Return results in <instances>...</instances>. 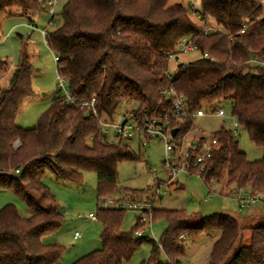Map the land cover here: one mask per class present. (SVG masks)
Wrapping results in <instances>:
<instances>
[{"label": "trees", "instance_id": "trees-1", "mask_svg": "<svg viewBox=\"0 0 264 264\" xmlns=\"http://www.w3.org/2000/svg\"><path fill=\"white\" fill-rule=\"evenodd\" d=\"M198 1L193 16L194 6L175 0H66L62 24L47 30L48 45L60 58L57 69L74 98L96 97L99 116L112 118L126 99L136 102L139 113L173 110L172 98L164 92L171 87L185 97L190 113L230 102L239 126L264 150V0ZM44 5L42 0H0V28L5 18L33 15ZM207 26L214 30L202 31ZM181 40L193 41L201 56L180 63L170 78L168 55ZM2 66H8L5 60H0ZM34 73L24 55L10 86H0V190L20 196L28 210L23 215L13 203L0 209V264H58L66 250L44 240L65 220L64 208L43 180L46 171L74 182L82 181L84 171H94L98 194L104 196L119 187V164L135 158L127 145L102 135L98 117L86 115L85 108L62 94L54 96L34 127L18 125L23 102L35 93ZM194 122L186 117L178 124L179 134L188 133ZM213 136L220 144L204 162L205 182L224 179L226 193L242 187L264 193V156L249 160L225 126ZM125 212L99 207L103 245L72 264H123L144 243L151 244V251L140 264H182L186 241L213 231L220 234L207 264H264V223L249 227L251 240L244 245L241 229L246 227L238 216L214 212L190 221L183 209L153 208L152 220H167L155 240L146 232L135 235L143 227L140 216L131 230L122 229Z\"/></svg>", "mask_w": 264, "mask_h": 264}, {"label": "rangeland", "instance_id": "rangeland-1", "mask_svg": "<svg viewBox=\"0 0 264 264\" xmlns=\"http://www.w3.org/2000/svg\"><path fill=\"white\" fill-rule=\"evenodd\" d=\"M175 1H182L185 4L191 2V0ZM194 1L199 8V1ZM65 2L66 0L56 2L54 16L49 13V7L44 5L36 14L29 16L16 14L5 18L2 22L0 60H5L8 66L0 68V86H10L11 76L24 55L28 56L35 68L33 77L35 93L26 98L16 118L17 124L22 127H34L39 117L50 107L54 96L62 94V89L57 84L58 69L55 52L45 43L41 30L46 29L50 32L62 24L61 11ZM52 17L54 20L50 22ZM199 25L203 24L199 22ZM200 56L201 53L197 50L180 52L170 61L169 69L175 74L180 63L194 61ZM131 106H136V102L126 99L118 106L116 115ZM221 106L225 110V116L209 114L196 118L193 128L186 134L187 140L201 134L212 138L213 131L225 126L234 132L239 148L247 154L249 160L263 158V148L250 140L247 130L242 126L235 128L230 102L224 101ZM196 127L199 129H195ZM101 132L109 142L114 140L113 133L105 132L103 128ZM117 141L127 145L135 158L124 160L119 164V187L113 194L99 196L98 179L94 171H84L80 182L57 180L50 171L45 173L44 182L65 211L63 225L55 233L44 238L46 242H58L65 246L66 250L58 264H72L77 258L102 247L103 223L99 218L91 219L90 213L98 216L99 207H104L105 202L111 199L128 198L136 202H148L157 209H183L190 221L214 212L233 214L238 216L241 224L246 227L241 229L240 243L244 245L249 244L251 240L249 227L264 223V215L257 219L250 218L252 217L250 214L257 210L256 207L264 206L263 203L239 206L236 194L225 192L228 190L224 186V179L209 184L203 177L198 176L200 170L196 167L192 168L193 174L181 172L172 184L160 182L168 178V173L163 167L165 145L162 140L147 139L137 133L131 137H119ZM158 188L159 192H157ZM8 203L15 204L21 214L28 213L27 205L20 196L10 190H0V209ZM139 216H141L139 209H127L122 229L131 230ZM140 222L143 227L138 230H145V234L155 240L161 238L167 227V220L164 218L148 219L145 224ZM75 232H79L80 237L76 238ZM136 232L137 230L135 234ZM219 234V231L203 232L197 237L188 239L182 264H207L212 245ZM150 251L151 244L144 243L133 257L123 264H140L148 259ZM164 258L165 255L162 254V259Z\"/></svg>", "mask_w": 264, "mask_h": 264}, {"label": "built area", "instance_id": "built-area-1", "mask_svg": "<svg viewBox=\"0 0 264 264\" xmlns=\"http://www.w3.org/2000/svg\"><path fill=\"white\" fill-rule=\"evenodd\" d=\"M44 4L49 7V13L55 15L54 5L58 0H42ZM190 4L194 6L192 8L193 14H196L197 8H195L196 3L191 0ZM214 30L213 27H204L202 31ZM42 34L44 36L45 43L47 41V30L42 29ZM244 31V28L242 29ZM197 50L196 44L191 40H181L175 51L168 55V60L176 58L180 52H189ZM205 57H209L207 53L204 54ZM213 59V57H210ZM59 56L55 54V61L57 65L59 64ZM167 75L171 78L173 73L170 69L166 71ZM58 86L62 89V95L71 104H78L81 108H85V114L90 115L93 113L96 117L100 119L101 127L105 132H111L114 134V140L110 142H116L119 137H131L135 134L143 135L147 139H160L165 145V158L163 161V167L168 173V178L163 180L164 184H172L181 172L188 174L192 173L193 167L200 166V173L198 176L202 175L204 169L205 160L210 157L212 151L219 147V141L214 136L212 138L206 135L192 136L191 139L186 138V134L181 135L179 130V125L182 123L186 117L191 116L196 119L198 117H203L206 115H216L225 116V110L222 106L211 107L209 109L200 108L195 112L190 113L186 99L183 95L176 93L174 88L165 90V94L172 98L173 110H165L159 114H156L151 109H147L143 112H137V106H131L127 108L123 113L108 117L107 115L99 116L98 111L95 107L96 97L93 96L90 100H79L74 98L68 88L66 77L62 72L58 70L57 75ZM234 126L237 129L239 124L237 120L234 121ZM178 127V131L175 135L172 134V129ZM195 129H199L196 127ZM194 130V129H193ZM119 142V141H117ZM15 145H20L19 140L15 141ZM193 157V162L190 161ZM18 171V170H17ZM159 192V188L157 189ZM237 196V201L240 206L246 207L257 202H264V193L262 192H252L249 188H235L233 191ZM104 208H116V209H131L136 208L141 212L140 221L145 222L150 219L152 220L151 209L153 205L148 202H136L134 200H128L125 198L111 199L105 202ZM90 217L93 220L97 219V216L90 213ZM145 233V230H137V236H141ZM79 232L76 236H79Z\"/></svg>", "mask_w": 264, "mask_h": 264}, {"label": "crops", "instance_id": "crops-1", "mask_svg": "<svg viewBox=\"0 0 264 264\" xmlns=\"http://www.w3.org/2000/svg\"><path fill=\"white\" fill-rule=\"evenodd\" d=\"M160 182H163V180H161ZM125 199H128V198H125ZM128 200H132V199H128ZM256 211L255 212H253V213H251L250 215H252V217H250V218H254V219H257V218H259V217H261L262 215H264V206L263 207H261V208H259V207H256ZM28 214V213H27ZM262 221V220H261ZM76 233L77 232H75V237L77 238V237H80V235L81 234H79V236H76Z\"/></svg>", "mask_w": 264, "mask_h": 264}, {"label": "water", "instance_id": "water-1", "mask_svg": "<svg viewBox=\"0 0 264 264\" xmlns=\"http://www.w3.org/2000/svg\"><path fill=\"white\" fill-rule=\"evenodd\" d=\"M177 131H178V127L173 128L172 129V134L175 135L177 133Z\"/></svg>", "mask_w": 264, "mask_h": 264}]
</instances>
